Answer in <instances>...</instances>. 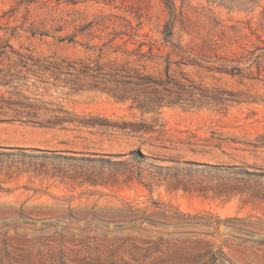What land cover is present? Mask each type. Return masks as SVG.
<instances>
[{
	"label": "rangeland",
	"instance_id": "rangeland-1",
	"mask_svg": "<svg viewBox=\"0 0 264 264\" xmlns=\"http://www.w3.org/2000/svg\"><path fill=\"white\" fill-rule=\"evenodd\" d=\"M0 264H264V0H0Z\"/></svg>",
	"mask_w": 264,
	"mask_h": 264
},
{
	"label": "trees",
	"instance_id": "trees-1",
	"mask_svg": "<svg viewBox=\"0 0 264 264\" xmlns=\"http://www.w3.org/2000/svg\"><path fill=\"white\" fill-rule=\"evenodd\" d=\"M36 125H38V126H40V124L39 123H35Z\"/></svg>",
	"mask_w": 264,
	"mask_h": 264
}]
</instances>
